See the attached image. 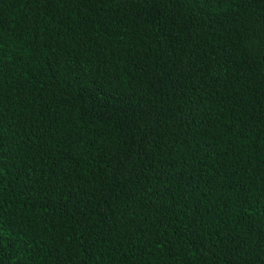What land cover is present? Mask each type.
Instances as JSON below:
<instances>
[{
    "label": "trees",
    "instance_id": "trees-1",
    "mask_svg": "<svg viewBox=\"0 0 264 264\" xmlns=\"http://www.w3.org/2000/svg\"><path fill=\"white\" fill-rule=\"evenodd\" d=\"M0 264H264V0H0Z\"/></svg>",
    "mask_w": 264,
    "mask_h": 264
}]
</instances>
